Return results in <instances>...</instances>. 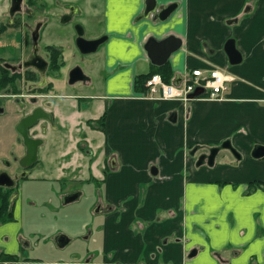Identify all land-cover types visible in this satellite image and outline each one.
I'll return each instance as SVG.
<instances>
[{
    "label": "crops",
    "instance_id": "crops-1",
    "mask_svg": "<svg viewBox=\"0 0 264 264\" xmlns=\"http://www.w3.org/2000/svg\"><path fill=\"white\" fill-rule=\"evenodd\" d=\"M145 1L109 0L99 9L109 42L89 63L97 69L85 70L84 85L68 91L70 79L62 87L48 78L57 129L44 136L36 169L48 177L60 170L61 179H37L34 168L26 179L50 205L46 217L65 206L63 194L81 190L75 202L82 200L81 184L102 187L93 195L112 207L103 214L92 215L96 197L92 205L90 200L71 203L81 207L72 209L80 220L88 209L86 240L99 239L100 250H89L85 258L25 252L40 243L43 231L23 234L25 227L33 228L30 206L38 202L31 191L24 197L18 189L13 220L0 219V264H264V190L245 194L250 184L264 185V157H252L255 146H264V0H156L157 11L171 4L175 11L163 22L154 13L136 22ZM86 10L96 13L92 4ZM171 35L182 40V48L163 66L155 65L146 45ZM230 39L242 56L239 64H231L225 51ZM165 66L173 75L168 84H181L194 69H217L227 89L218 99L209 100L207 91L185 105L147 96V88L136 86L138 78ZM19 119L13 117V131ZM11 133L9 139L0 129V160L14 150L26 152L17 133ZM225 141H231L240 160L223 150L214 166L197 165L202 153ZM195 147L200 150L192 156ZM53 148L56 157L48 154ZM59 157H66L65 164L46 168ZM153 167L158 175L151 173ZM57 233L43 234L47 244L56 235L57 245ZM193 250L198 254L190 257Z\"/></svg>",
    "mask_w": 264,
    "mask_h": 264
},
{
    "label": "flooded vegetation",
    "instance_id": "flooded-vegetation-1",
    "mask_svg": "<svg viewBox=\"0 0 264 264\" xmlns=\"http://www.w3.org/2000/svg\"><path fill=\"white\" fill-rule=\"evenodd\" d=\"M87 1H0V7L2 8L0 11V114H5L6 116L10 112L12 117H20L15 127V132L19 137L18 142L21 145L24 143L17 131V126L37 109H42L41 113L46 117L29 129L30 136L34 139L42 140L41 146H43L45 145L44 136L48 133V130L57 129L54 114L51 112L49 106L51 103L48 102L52 89V84L49 83L48 78L50 72H59L62 69L63 63H61V58L70 47H65L66 44L62 43L61 46L48 44L44 48H41L40 43L43 34L46 31H53L55 36H71L76 51L83 55L100 52L109 42V34L105 32V23L101 19L99 10L100 8L103 9L105 3L107 4L109 0H104V4L103 0ZM87 4H92L96 9L94 15L86 10ZM147 18H149V14H147L146 0L145 9L137 17L136 22H142ZM79 40L80 42L81 40L95 41L99 44L95 51L86 53L85 50L93 49L95 44H83L79 48ZM13 55L14 58H11ZM54 58L58 60L55 64ZM57 65L60 66L59 70L55 68ZM75 69L82 71L80 67H76L72 71ZM82 76L83 80L81 81L85 83L88 78L84 73ZM23 90H27L28 93H24ZM19 100H28L30 104L17 112L16 106L21 104ZM10 107H12V110ZM92 126L94 125L92 124ZM99 128L103 129L100 123ZM25 155L26 152L24 155H19L14 150L4 160H0V174L5 172L11 179L15 180L13 188H3L11 191L10 202L12 208L19 194L17 191L20 180L27 179L39 161L38 151L37 161L30 167L24 168L20 164V160ZM201 155L208 154L202 153ZM102 182L103 189H105V181ZM76 194L80 198L83 195V191L76 190L63 194V197H61L62 204L68 205L77 201L79 198L73 202L68 199V197ZM103 195L104 193L101 194L102 197ZM95 197L96 202L93 211L95 214H103L112 208L111 206H104L102 200L96 195Z\"/></svg>",
    "mask_w": 264,
    "mask_h": 264
},
{
    "label": "rangeland",
    "instance_id": "rangeland-1",
    "mask_svg": "<svg viewBox=\"0 0 264 264\" xmlns=\"http://www.w3.org/2000/svg\"><path fill=\"white\" fill-rule=\"evenodd\" d=\"M93 1H98V0H91V2ZM103 4H104V0H103ZM1 9L2 8L0 7V11ZM62 43H65L66 44L65 47L69 46L70 49H68L67 52L64 54V56L61 58V63H63L62 69L59 72H50L49 78L51 80H54L57 85L65 87V85L69 83V75L74 68L80 67L84 75H86L85 70H89V69L96 70L97 69L95 66L93 67L92 65H89V63L91 62L93 57L97 58L96 55L99 52L94 53V54H89V55H83L76 51L75 45L73 44V38L71 36H64V37L55 36L53 31H46L43 34L40 45H41V48H44L48 44L55 45V46H61ZM11 58H14V55ZM82 85H84V81H79L73 85L68 86L66 90L68 91H70L71 89L72 91L77 90ZM72 87H74L75 89H73ZM23 92L28 93L27 90H23ZM208 99L210 100V98ZM50 101L52 102L53 100L49 99L48 102L51 103ZM180 101L185 103V105H188L192 100L189 99L186 101H183V100H180ZM19 102L21 104L16 106L17 112L22 110V108L24 109V106H27L30 104L28 100H19ZM10 109L12 110V107H10ZM11 116L12 115L10 112L6 116L5 114L3 115L0 114V129L5 130L6 134L4 136H7L9 139L11 138V136L14 137V135L11 132L15 131V130L13 131V128L15 126V125L13 126V124L15 123V121L13 120V117ZM44 148L45 146L44 147L41 146L39 149V153H40V150H43ZM48 154L49 155L51 154V156L53 157H56L57 155L56 151H54V148L50 150ZM207 154L209 155V153ZM65 161H66V157L55 158L52 160V162H50L49 165L46 166V168L48 166L52 167V165L57 164V162L61 163V165L65 164ZM36 168L37 167H34L37 179H41V178H50L51 180L61 179V176H59L60 170L57 173H53V175H50V177H48L45 174H40L41 172H39ZM32 173H34V171H32ZM64 175L67 176V179H69V176L67 174H64ZM30 178H33V175ZM58 183L66 184V181H59ZM29 185H30V182L28 180L21 179L19 182V189L24 191L25 193L24 197L28 196L27 195L28 192L31 191L30 196H32L33 198H36L38 204L37 206H34V205L30 206L31 208L30 211L34 212L35 218L29 219L30 224L28 225H31L33 228L32 230H30L27 227H25V231L23 234L24 235H30V234L36 235L37 233V231H35L36 229L43 231V234L47 236H49V234H51L52 232H59L57 233V235L63 234L67 236L70 240V243L63 249L58 248L54 242V237L56 235H53V238L51 239V241H53V244H52L54 247L53 248L52 245L47 244L46 239H45L46 236H43L42 233H39L40 238H41L40 243L37 245L34 244V246L32 245L31 248L26 249L25 252H27L28 254H31L32 257L37 256L38 258H42L43 255H45L46 253H50L52 251L54 252L53 255L58 256V257L69 256V254L72 253V254H75L76 257L85 258L86 255L89 253V250H100L101 243H98L99 239H94V241L86 240V237L89 234V231L85 232V229L87 228L85 227V225L87 224V222L89 223L88 209H86V211L81 212L82 217H83L82 220H80L78 216L72 213V209H76V211H78V208H81V207H76L75 205L77 204H70L68 206L65 205L61 208L60 212L54 213L50 215L49 217H46L47 216L46 211L48 210L50 205L47 204V201H44L42 203L41 200H42L43 193L39 189H36V188L32 189L31 187H29ZM82 186L86 190L85 196L84 198H82V200L75 202V203L82 204V203H85V201L90 200L88 205H90V203L92 205L94 202V197H95L93 194L97 192H103L102 187L100 186H98V188L96 189L92 186L81 184V187ZM72 188H74V186H72ZM261 189L264 190V185L253 183L247 187L245 194H248L249 196H251V194ZM53 190H55L54 186H53ZM33 198L29 199V202L31 203L34 202ZM26 206L27 205H24L25 210H26ZM93 211H94V206H93ZM93 211H92V215H95ZM66 230L69 232V234ZM25 239L26 241H29L30 243V240L28 238H25ZM33 241L34 243L38 242L39 241L38 236H35Z\"/></svg>",
    "mask_w": 264,
    "mask_h": 264
},
{
    "label": "water",
    "instance_id": "water-1",
    "mask_svg": "<svg viewBox=\"0 0 264 264\" xmlns=\"http://www.w3.org/2000/svg\"><path fill=\"white\" fill-rule=\"evenodd\" d=\"M157 2L156 0H147V14L154 13L156 14V19H159L160 21H166L167 18L175 11L176 6L175 4L169 5L167 8H162L161 12L157 11ZM160 10V9H159ZM160 12V13H159ZM83 44H90L94 45L95 47L93 49H89L86 51V53L95 51L98 47V42H89L85 40H79L78 46H83ZM182 40L180 38H177L174 35H171L167 37L166 39L162 41L157 40H150V42L146 45V49L148 51V57L151 60L152 63L158 66H163L167 63L169 58L179 51L182 48ZM225 51L229 57L231 64H239L242 61V56L237 50L236 42L234 39H230L226 45H225ZM83 73L79 69H75L70 74V83L74 84L76 82H79L83 80ZM180 84V83H179ZM178 83L176 85H179ZM206 94V90L203 88H197L194 93L189 95L190 100H195L203 95ZM42 109H37L31 114L30 116L23 119L19 125L17 126V131L21 135L23 139V143L26 147V155L24 158L20 160V164L24 167H30L33 165L37 159H38V151L39 147L42 145L43 141L40 139H34L29 134V129L38 124L40 120L45 118L46 116L43 115L41 112ZM170 120L175 123L177 121V113H173ZM200 150V147H195L191 151V155L195 156ZM228 150L231 152L234 157H236L238 160L241 159V155L236 151V149L232 146L231 141H225L220 147L212 148L210 149L209 155H201L198 158L197 165L200 166L204 163H207L209 166H214L215 160L217 156L220 154L221 151ZM252 157L255 159H261L264 157V146L257 145L255 146ZM151 173L153 175H158L159 170L156 167H153L151 169ZM15 186V180L11 179L7 173H1L0 174V188H13ZM79 198V195H72L68 197V199L73 202ZM55 241L58 245V247L63 248L69 243V238L63 234H59ZM198 254V250H193L190 254V257H195Z\"/></svg>",
    "mask_w": 264,
    "mask_h": 264
},
{
    "label": "built area",
    "instance_id": "built-area-1",
    "mask_svg": "<svg viewBox=\"0 0 264 264\" xmlns=\"http://www.w3.org/2000/svg\"><path fill=\"white\" fill-rule=\"evenodd\" d=\"M226 83L225 75L217 69L210 71L194 69L179 85L168 84L160 75H153L147 80L146 87L147 96L186 101L197 88L205 89L206 93L208 91L210 99H218L227 89Z\"/></svg>",
    "mask_w": 264,
    "mask_h": 264
},
{
    "label": "trees",
    "instance_id": "trees-1",
    "mask_svg": "<svg viewBox=\"0 0 264 264\" xmlns=\"http://www.w3.org/2000/svg\"><path fill=\"white\" fill-rule=\"evenodd\" d=\"M57 58H54V64L57 62ZM55 68L57 70L60 69V66L57 65ZM167 73V74H166ZM159 74L162 76L163 80L167 83H171V78H172V73L170 72V69L168 66L162 67V68H156L154 72H151L149 75L140 77L137 79V84L136 86L140 88V85H142L143 90H145L146 87V82L147 80L153 76ZM105 121V116H103L98 123L101 124V126H104ZM10 196H11V191L10 190H5L3 188H0V219L2 222H11L13 220V212H12V205L10 202ZM10 260H14L13 257L9 258Z\"/></svg>",
    "mask_w": 264,
    "mask_h": 264
}]
</instances>
